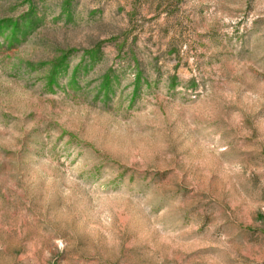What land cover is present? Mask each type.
<instances>
[{
    "label": "rangeland",
    "instance_id": "obj_1",
    "mask_svg": "<svg viewBox=\"0 0 264 264\" xmlns=\"http://www.w3.org/2000/svg\"><path fill=\"white\" fill-rule=\"evenodd\" d=\"M0 264H264V0H0Z\"/></svg>",
    "mask_w": 264,
    "mask_h": 264
}]
</instances>
